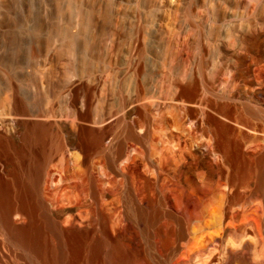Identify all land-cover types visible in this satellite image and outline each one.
Listing matches in <instances>:
<instances>
[{
  "label": "bare ground",
  "instance_id": "obj_1",
  "mask_svg": "<svg viewBox=\"0 0 264 264\" xmlns=\"http://www.w3.org/2000/svg\"><path fill=\"white\" fill-rule=\"evenodd\" d=\"M143 98L113 114L110 144L109 117L95 128L90 111L67 143L53 123L28 119L0 142V264H11L5 248L15 264H115L122 247L137 264H264V147L228 116L207 111L196 131L194 104L180 115ZM68 145L77 150L66 155Z\"/></svg>",
  "mask_w": 264,
  "mask_h": 264
},
{
  "label": "rangeland",
  "instance_id": "obj_2",
  "mask_svg": "<svg viewBox=\"0 0 264 264\" xmlns=\"http://www.w3.org/2000/svg\"><path fill=\"white\" fill-rule=\"evenodd\" d=\"M263 71L264 0H0V142L28 119L53 123L67 143L90 111L95 128L109 117L110 144L121 131L113 114L134 109L141 93L180 115L194 104L199 119H185L196 131L207 111L228 116L264 147ZM0 175H9L1 148ZM140 229L141 239L150 233ZM125 249L115 264H137Z\"/></svg>",
  "mask_w": 264,
  "mask_h": 264
}]
</instances>
